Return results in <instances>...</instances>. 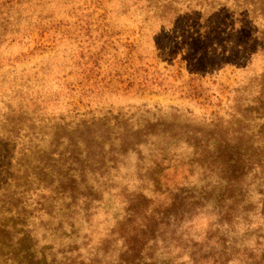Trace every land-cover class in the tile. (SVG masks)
<instances>
[{
  "label": "rangeland",
  "instance_id": "1",
  "mask_svg": "<svg viewBox=\"0 0 264 264\" xmlns=\"http://www.w3.org/2000/svg\"><path fill=\"white\" fill-rule=\"evenodd\" d=\"M0 264H264V0H0Z\"/></svg>",
  "mask_w": 264,
  "mask_h": 264
}]
</instances>
